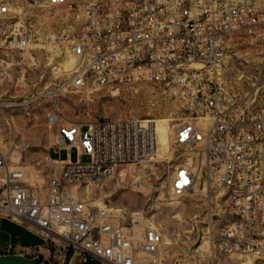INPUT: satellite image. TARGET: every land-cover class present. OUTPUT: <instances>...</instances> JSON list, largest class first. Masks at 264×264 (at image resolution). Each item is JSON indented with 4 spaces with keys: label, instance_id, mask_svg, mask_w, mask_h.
<instances>
[{
    "label": "built area",
    "instance_id": "obj_1",
    "mask_svg": "<svg viewBox=\"0 0 264 264\" xmlns=\"http://www.w3.org/2000/svg\"><path fill=\"white\" fill-rule=\"evenodd\" d=\"M62 10L65 22L50 43L74 60L57 92L146 83L178 103L171 128L174 154L167 192L181 200L199 186L222 205L225 220L206 228L211 253L256 251V219L264 201V109L242 110L226 90V42L240 28L262 23L254 0H17ZM9 5L0 1V20ZM22 26L0 28V47L26 50ZM2 62L0 61V64ZM5 69H1L0 75ZM64 160L44 159L42 194L23 167L0 153V219L29 228L45 245L25 253L39 264H198L190 251L176 260L140 212L95 206L93 192L118 170L151 161L154 120L95 119L57 125L47 113ZM71 149L77 161H69ZM86 157V162L80 158ZM198 249V247H197ZM22 255V254H20ZM43 261H41V260Z\"/></svg>",
    "mask_w": 264,
    "mask_h": 264
},
{
    "label": "rangeland",
    "instance_id": "obj_2",
    "mask_svg": "<svg viewBox=\"0 0 264 264\" xmlns=\"http://www.w3.org/2000/svg\"><path fill=\"white\" fill-rule=\"evenodd\" d=\"M4 1L9 5V14L0 20L1 30L8 32L13 26H22L30 43L26 50L0 47V66L5 69L0 75L1 154L13 165L34 172L40 180L34 185L41 195L45 183L44 159L65 158V151L55 148L56 133L46 126L47 113L58 116L57 125L95 119L151 118L157 139L155 156L139 167L116 171L111 179L89 192L92 202H103L108 208H119L127 214L142 213L161 240L169 244L168 255L174 262L190 251L198 264H237L236 255L220 257L215 252L197 249L202 243L210 246V240L204 235L206 228L210 232L207 218L211 216L213 231L226 219L222 205L208 199L200 186L177 202L168 195L167 175L173 164L169 159L174 156L168 142L170 126L182 117L178 103L146 83L57 92L55 85L67 72L55 69H61L66 56L50 40L65 25L63 11L40 9L35 5L20 8L17 0ZM254 7L262 23L240 28L230 36L221 69L226 90L242 110L264 109V0H254ZM69 159L77 161L75 149H71ZM86 160L82 156L79 161ZM121 173L124 179L120 182ZM261 206L255 226L259 249L249 254L250 264H264V201ZM18 226L36 238L29 228ZM34 244L37 242L8 244L0 255H26L33 251Z\"/></svg>",
    "mask_w": 264,
    "mask_h": 264
},
{
    "label": "crops",
    "instance_id": "obj_3",
    "mask_svg": "<svg viewBox=\"0 0 264 264\" xmlns=\"http://www.w3.org/2000/svg\"><path fill=\"white\" fill-rule=\"evenodd\" d=\"M70 161V159H69ZM9 226L6 228L5 226ZM37 242V245L34 244L35 246H32V249L34 250L35 248L38 249V252L41 254V256L45 259L47 258V252L45 250V245L42 244L37 237L34 238L32 237L27 230L21 229L19 226L15 225L14 223L6 220V219H0V251L4 246H7L8 244H16V243H30L32 242Z\"/></svg>",
    "mask_w": 264,
    "mask_h": 264
},
{
    "label": "bare ground",
    "instance_id": "obj_4",
    "mask_svg": "<svg viewBox=\"0 0 264 264\" xmlns=\"http://www.w3.org/2000/svg\"><path fill=\"white\" fill-rule=\"evenodd\" d=\"M74 60L70 57V56H68V55H66V58H65V63L64 64H61V69L60 68H58V69H55L57 72H60V71H62L63 73L64 72H68V71H70L71 69H73L74 67ZM65 74V73H64ZM155 145H156V147H157V139H156V142H155ZM2 148V147H1ZM1 153V152H0ZM155 153H156V150H155ZM155 153H154V156H155ZM153 156V157H154ZM12 157V159L13 160H17L16 159V155H12L11 156ZM152 157V158H153ZM152 160V159H151ZM23 171H24V173H25V178H26V180H28V181H30L31 183V185L33 186L34 184H35V182H38V183H40L39 181L40 180H37V178H36V175L34 174V172H32V171H30V170H27V169H23ZM120 172H124L125 170H119ZM124 177V174L123 173H121V174H119V179H120V182L124 179L123 178ZM41 179V178H40ZM137 180H139V178H137L136 179V181ZM35 186V185H34ZM85 195H88V197H90V195H89V192L88 191H85ZM95 206H101V203H99V202H97V201H95ZM108 208V207H107ZM160 222V221H159ZM151 225V224H150ZM164 225V224H163ZM153 226V225H152ZM154 227V226H153ZM155 228V227H154ZM166 239V238H165ZM165 244H167V243H165ZM171 244V243H170ZM167 245H169V244H167ZM199 250L200 251H202V252H206L207 253V251L209 252H211V245L210 246H208L206 243H202L201 245H199ZM244 256V255H243ZM246 256V258H244L243 259V257L242 256H240V255H236V257H239L238 258V260H237V264H250L251 263V257L249 256V255H245ZM203 260V259H202ZM204 261V260H203ZM202 264V263H201Z\"/></svg>",
    "mask_w": 264,
    "mask_h": 264
},
{
    "label": "water",
    "instance_id": "obj_5",
    "mask_svg": "<svg viewBox=\"0 0 264 264\" xmlns=\"http://www.w3.org/2000/svg\"><path fill=\"white\" fill-rule=\"evenodd\" d=\"M0 264H39V262L25 255L3 254L0 255Z\"/></svg>",
    "mask_w": 264,
    "mask_h": 264
}]
</instances>
